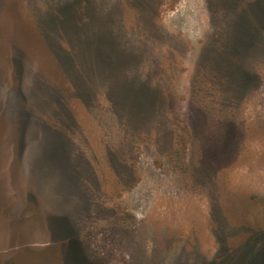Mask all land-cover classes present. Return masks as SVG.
I'll list each match as a JSON object with an SVG mask.
<instances>
[{
	"label": "rangeland",
	"instance_id": "obj_1",
	"mask_svg": "<svg viewBox=\"0 0 264 264\" xmlns=\"http://www.w3.org/2000/svg\"><path fill=\"white\" fill-rule=\"evenodd\" d=\"M0 185V264H264V0H0Z\"/></svg>",
	"mask_w": 264,
	"mask_h": 264
},
{
	"label": "trees",
	"instance_id": "obj_2",
	"mask_svg": "<svg viewBox=\"0 0 264 264\" xmlns=\"http://www.w3.org/2000/svg\"><path fill=\"white\" fill-rule=\"evenodd\" d=\"M2 197H5V196L3 195V187L0 185V214H1V211L4 213L5 210L8 209L6 206V202H5L7 197L4 198L5 201H2ZM3 202H5V204ZM5 207H6V209H5ZM10 225L13 226V223H10ZM16 225L17 226L19 225V221H18V223H16ZM10 239H11V235H10ZM73 254L75 255L74 258L76 257L75 259H77L80 262L81 256H79L78 254H75V253H73Z\"/></svg>",
	"mask_w": 264,
	"mask_h": 264
}]
</instances>
